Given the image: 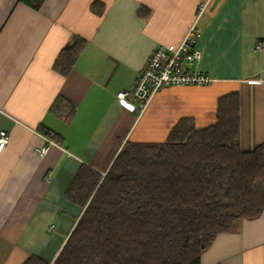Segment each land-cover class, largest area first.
I'll use <instances>...</instances> for the list:
<instances>
[{"label":"crops","instance_id":"0c3cea01","mask_svg":"<svg viewBox=\"0 0 264 264\" xmlns=\"http://www.w3.org/2000/svg\"><path fill=\"white\" fill-rule=\"evenodd\" d=\"M204 11L200 14V11ZM198 19V20H197ZM197 20L207 86L169 87L142 117L117 99L159 46L177 45ZM84 41L68 75L54 65ZM263 44V49L256 47ZM241 96V147L264 143V0H0V264H53L83 208L66 192L83 166L105 176L127 142L162 143L182 120L216 122L219 101ZM75 108L67 124L53 107ZM56 142L39 157L44 138ZM201 264H264V211L219 235Z\"/></svg>","mask_w":264,"mask_h":264},{"label":"trees","instance_id":"16d2710c","mask_svg":"<svg viewBox=\"0 0 264 264\" xmlns=\"http://www.w3.org/2000/svg\"><path fill=\"white\" fill-rule=\"evenodd\" d=\"M84 45L66 48L56 71L68 75ZM241 103L239 93L222 98L207 128L185 119L165 142H127L105 176L83 166L66 192L83 213L53 264H201L219 235L259 218L264 143L242 149ZM52 111L67 124L75 114L65 99Z\"/></svg>","mask_w":264,"mask_h":264},{"label":"built area","instance_id":"2783aa9c","mask_svg":"<svg viewBox=\"0 0 264 264\" xmlns=\"http://www.w3.org/2000/svg\"><path fill=\"white\" fill-rule=\"evenodd\" d=\"M203 11L204 8L200 14ZM197 20L179 44L157 47L145 68L139 73L135 86L118 93V101L130 107L136 117H142L152 99L165 88L212 84L213 80L208 75L195 69L202 59L199 48L202 33L197 27ZM256 49H263V44L258 45ZM9 140L8 133L1 131L0 154ZM44 141V146L35 149L39 157L46 156L50 147L56 145L52 136H46Z\"/></svg>","mask_w":264,"mask_h":264}]
</instances>
